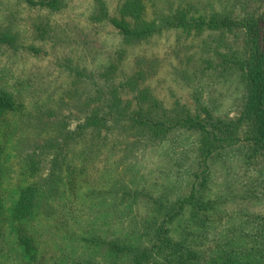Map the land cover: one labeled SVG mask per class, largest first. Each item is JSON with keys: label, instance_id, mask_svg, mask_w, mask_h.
Segmentation results:
<instances>
[{"label": "rangeland", "instance_id": "374dc122", "mask_svg": "<svg viewBox=\"0 0 264 264\" xmlns=\"http://www.w3.org/2000/svg\"><path fill=\"white\" fill-rule=\"evenodd\" d=\"M51 1L0 0V88L17 103L0 113V264H133L189 195L201 134L148 141L126 118L240 117L249 36L196 20L251 19L264 0ZM111 19L144 33L124 39ZM209 166L212 207L166 223L168 264H264V155Z\"/></svg>", "mask_w": 264, "mask_h": 264}, {"label": "trees", "instance_id": "16d2710c", "mask_svg": "<svg viewBox=\"0 0 264 264\" xmlns=\"http://www.w3.org/2000/svg\"><path fill=\"white\" fill-rule=\"evenodd\" d=\"M52 0L49 5H53ZM103 6V2H101ZM104 19H109L106 13ZM113 28L124 39H131L143 35L144 29L132 26L124 19H111ZM196 23L209 29H245L248 36L249 55L241 62V69L246 73L248 81V98L246 107L236 120L215 119L207 111L202 115L182 113L179 115L151 116L140 107L137 116L126 118L130 128H136L137 136H143L148 141H162L170 130H195L201 134L199 147L201 168L195 174L189 195L177 201V204L164 213L161 222L150 233L149 246L137 252L133 264H168L172 256L173 242L169 237L167 224L179 215L186 206H192L196 212H205L212 207V203L204 202L202 189L206 188L209 165L213 157L226 153L230 149L240 148L245 155L255 157L264 155V12L257 17L236 20L228 16L211 15L200 18ZM142 24V23H141ZM0 40H4L0 36ZM17 107L15 98L0 88V113L11 111ZM115 119V118H114ZM106 122L105 116L99 117Z\"/></svg>", "mask_w": 264, "mask_h": 264}]
</instances>
